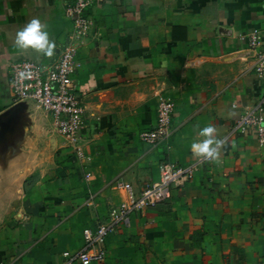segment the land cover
I'll return each mask as SVG.
<instances>
[{
	"label": "crops",
	"instance_id": "1",
	"mask_svg": "<svg viewBox=\"0 0 264 264\" xmlns=\"http://www.w3.org/2000/svg\"><path fill=\"white\" fill-rule=\"evenodd\" d=\"M75 0H0V264H64L85 248L83 231L111 226L106 258L92 264H264V148L243 124L264 81L249 37L264 43V0H104L73 40ZM39 19L55 42L45 57L15 47ZM76 44L73 82L84 107L79 158L35 103L15 102L9 66L55 63ZM160 100L174 105L171 137L150 147ZM217 129L215 159L194 155ZM191 168L171 197L112 225L110 211L159 181V165Z\"/></svg>",
	"mask_w": 264,
	"mask_h": 264
},
{
	"label": "built area",
	"instance_id": "2",
	"mask_svg": "<svg viewBox=\"0 0 264 264\" xmlns=\"http://www.w3.org/2000/svg\"><path fill=\"white\" fill-rule=\"evenodd\" d=\"M104 0H75L66 9V15L71 18L73 25V40L88 35L92 20L86 15L91 5ZM76 44L67 43L55 63L42 66L30 61H17L9 66V88L15 102L30 101L42 111L49 114L53 130L61 137L66 145L72 147L79 158L83 157L82 148L78 141L84 120V107L75 94L73 75L75 74L74 57ZM249 48L254 52L252 69L256 76L264 81V43L257 33L248 40ZM30 73L21 77L20 73ZM174 105L170 101L160 100L156 107V124L152 130L139 135L140 140L150 147H158L167 142L172 134L171 114ZM243 124L250 126L256 136L259 147L264 148V114L258 105L248 113ZM159 181L144 189L136 197L129 184L116 182L115 188L124 190L128 198L118 207L111 209L112 225H128L132 213L154 208L171 197V186L176 181H188L193 177L191 168H181L170 162L159 165ZM111 226L99 225L93 231L85 229L83 237L85 248L75 254L64 252V264H92L102 262L107 255L105 240L111 231Z\"/></svg>",
	"mask_w": 264,
	"mask_h": 264
},
{
	"label": "clouds",
	"instance_id": "3",
	"mask_svg": "<svg viewBox=\"0 0 264 264\" xmlns=\"http://www.w3.org/2000/svg\"><path fill=\"white\" fill-rule=\"evenodd\" d=\"M15 47L21 51H34L45 57H52L56 47L55 42L50 40L49 32L39 19H32L22 30L18 31L14 40ZM30 73H20L23 78ZM217 129L207 126L201 129L200 136L204 137L201 142H194L191 149L194 155L215 159L221 141L213 139Z\"/></svg>",
	"mask_w": 264,
	"mask_h": 264
},
{
	"label": "rangeland",
	"instance_id": "4",
	"mask_svg": "<svg viewBox=\"0 0 264 264\" xmlns=\"http://www.w3.org/2000/svg\"><path fill=\"white\" fill-rule=\"evenodd\" d=\"M75 59V57H74ZM9 81V80H8ZM83 124H84V120H83ZM149 131V130H148ZM80 140H81V136H79V141H78V145L80 144ZM64 142V141H63ZM65 143V142H64ZM75 154L77 155V153L75 152ZM78 157V156H77Z\"/></svg>",
	"mask_w": 264,
	"mask_h": 264
}]
</instances>
